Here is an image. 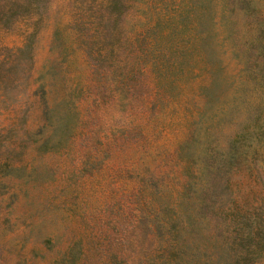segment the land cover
<instances>
[{"label": "rangeland", "instance_id": "obj_1", "mask_svg": "<svg viewBox=\"0 0 264 264\" xmlns=\"http://www.w3.org/2000/svg\"><path fill=\"white\" fill-rule=\"evenodd\" d=\"M13 1L0 264H264V0Z\"/></svg>", "mask_w": 264, "mask_h": 264}, {"label": "trees", "instance_id": "obj_2", "mask_svg": "<svg viewBox=\"0 0 264 264\" xmlns=\"http://www.w3.org/2000/svg\"><path fill=\"white\" fill-rule=\"evenodd\" d=\"M20 1H21V3L19 1H15V2L13 1L12 5L20 7V4L29 3V5H33V7H36V6H38V2H39V0H23V1L20 0ZM248 238H250V240H248L249 246L244 250V252H241L239 254L240 258H244L245 259L249 255L254 254V252L256 251V249L258 247V245L260 244V242L255 240V238L253 240L252 236H249ZM252 246H254L255 249Z\"/></svg>", "mask_w": 264, "mask_h": 264}]
</instances>
